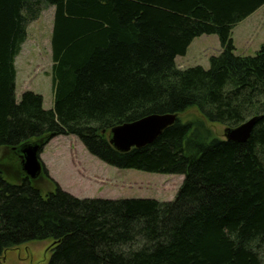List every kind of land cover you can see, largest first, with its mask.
<instances>
[{"label":"trees","instance_id":"obj_1","mask_svg":"<svg viewBox=\"0 0 264 264\" xmlns=\"http://www.w3.org/2000/svg\"><path fill=\"white\" fill-rule=\"evenodd\" d=\"M264 0H0V257L52 240L48 264H264V43L236 54L232 29ZM54 7L53 108L15 97V58L28 24ZM215 35L209 68L180 69L192 41ZM234 128L256 117L244 143L217 139L199 120ZM152 114L175 122L150 144L117 151L110 129ZM74 136L103 163L182 175L174 198H76L42 191L20 151ZM43 174L47 171L43 166ZM14 180V183L10 180Z\"/></svg>","mask_w":264,"mask_h":264},{"label":"rangeland","instance_id":"obj_2","mask_svg":"<svg viewBox=\"0 0 264 264\" xmlns=\"http://www.w3.org/2000/svg\"><path fill=\"white\" fill-rule=\"evenodd\" d=\"M54 7H44L40 16L28 24L26 40L15 58V97L30 91L42 96L43 108H53L51 82L50 37ZM236 52L241 56H254L264 43V5L238 23L232 29ZM219 52L215 35L195 38L184 56L175 61L180 69L201 66L209 68V58ZM182 122L199 120L217 139L225 140L224 126L207 122L195 109L179 114ZM9 156L8 150L0 151V157ZM6 156V157H7ZM40 159L47 171L35 179L42 195L61 190L79 198L93 199H154L160 202L174 198L182 183V175L154 174L132 169L109 166L90 155L74 136L53 137L42 149ZM10 180V179H9ZM14 183V180H10ZM52 240L30 241L11 248L0 257V264H48ZM261 256L264 261V249Z\"/></svg>","mask_w":264,"mask_h":264},{"label":"water","instance_id":"obj_3","mask_svg":"<svg viewBox=\"0 0 264 264\" xmlns=\"http://www.w3.org/2000/svg\"><path fill=\"white\" fill-rule=\"evenodd\" d=\"M176 118L174 114H152L133 122L116 125L110 129L109 143L120 152L144 147L172 125ZM256 121L257 118L253 117L234 128L228 127L225 129V140L237 143L246 142ZM41 151L42 148L38 144H30L20 151L22 170L30 180H35L43 174Z\"/></svg>","mask_w":264,"mask_h":264},{"label":"crops","instance_id":"obj_4","mask_svg":"<svg viewBox=\"0 0 264 264\" xmlns=\"http://www.w3.org/2000/svg\"><path fill=\"white\" fill-rule=\"evenodd\" d=\"M236 54H237V52H236ZM181 57V56H180ZM178 58V57H177ZM177 58L175 59V61L177 60Z\"/></svg>","mask_w":264,"mask_h":264}]
</instances>
